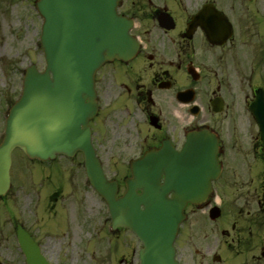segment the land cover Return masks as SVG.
<instances>
[{"label":"flooded vegetation","instance_id":"flooded-vegetation-1","mask_svg":"<svg viewBox=\"0 0 264 264\" xmlns=\"http://www.w3.org/2000/svg\"><path fill=\"white\" fill-rule=\"evenodd\" d=\"M117 11L138 48L95 74V150L127 176L152 148L212 137L204 155L217 175L207 198L185 207L177 260L264 264V0H121ZM18 199L0 197V264L23 258L19 227L40 247L53 240L21 223Z\"/></svg>","mask_w":264,"mask_h":264},{"label":"water","instance_id":"water-1","mask_svg":"<svg viewBox=\"0 0 264 264\" xmlns=\"http://www.w3.org/2000/svg\"><path fill=\"white\" fill-rule=\"evenodd\" d=\"M118 3L36 2L43 18L39 40L45 68L39 72L32 65L26 70L22 94L9 111L0 144V194L9 186L13 149L40 161L80 151L91 187L107 203L111 228H127L142 243L139 264H178L173 244L182 207L208 189L209 166L194 161L201 147L193 143L199 140L187 141L181 152L167 148L146 152L130 166L131 176L119 197L117 182L105 178L91 145L88 121L96 113L93 76L105 61H126L136 49L128 34L131 24L117 16ZM19 243L27 264H49L23 233Z\"/></svg>","mask_w":264,"mask_h":264},{"label":"rangeland","instance_id":"rangeland-1","mask_svg":"<svg viewBox=\"0 0 264 264\" xmlns=\"http://www.w3.org/2000/svg\"><path fill=\"white\" fill-rule=\"evenodd\" d=\"M29 4L31 0H0V112H5L20 95L24 67L31 63L37 65L40 70L44 67L38 41L41 19L33 4ZM1 124L0 116V127ZM20 160L14 163L12 178L22 179V182L29 179L30 185L36 187L42 196L38 200L39 206H36L35 199L31 204L26 203H30L26 196L28 191H33L32 188L28 191L22 189L21 192V188L14 183L13 191H19L20 195H23L25 202L22 201V206L34 205V211H38V225H44L48 229L47 234L55 236L61 232V237L57 236V239L43 246V252L51 262L138 263L135 252L139 244L133 234L124 231L117 236H111L105 204L85 182L80 155L76 154L70 160L59 157L56 162H51L43 183L38 182L41 179L40 168L33 167L31 171V167L27 168ZM106 169L108 175L123 170L113 165H105ZM21 173H24V176ZM33 176L40 178L36 181ZM58 190L63 198L58 200L57 206L52 207V203L44 200V197ZM30 196L34 198V194ZM32 215L31 213V217ZM26 216L30 217V213L27 212Z\"/></svg>","mask_w":264,"mask_h":264}]
</instances>
